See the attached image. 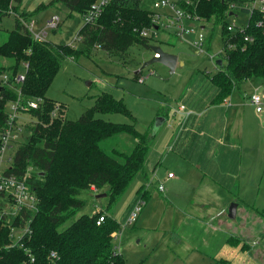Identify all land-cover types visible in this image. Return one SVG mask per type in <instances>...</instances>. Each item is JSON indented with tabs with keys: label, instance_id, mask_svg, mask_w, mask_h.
I'll list each match as a JSON object with an SVG mask.
<instances>
[{
	"label": "trees",
	"instance_id": "1",
	"mask_svg": "<svg viewBox=\"0 0 264 264\" xmlns=\"http://www.w3.org/2000/svg\"><path fill=\"white\" fill-rule=\"evenodd\" d=\"M19 1V0H14ZM95 0H51L61 3L67 16H82ZM235 0H201L197 13L213 23L222 25L228 15L227 2ZM142 0H110L100 16L93 22H85L77 36L83 48L73 43H53L33 39L21 23V15L14 16L13 27L6 39L0 42V76L6 72L13 76L24 70L20 85L24 96H39L44 100L48 85L55 77L64 58L88 55L93 48L123 54L133 44L145 45L148 39L140 31L151 26L148 9L142 8ZM11 0H0V17L10 14ZM39 8L31 14L37 13ZM25 15V13H24ZM242 32L225 39L233 44L225 47L219 68L209 75L216 93L212 102H222L232 89L243 80L258 77L264 81V15L254 11ZM247 36L249 39H245ZM3 60H11L6 65ZM0 132L6 123L7 102L16 97L13 88L0 82ZM94 104L87 107L76 119L51 117L52 102H45L42 109H31L38 119L27 142L17 147L11 171L21 175L31 165L33 174L29 182L38 198V211L30 224V236L21 237V246L7 247L9 227L0 221V264H21L27 259L25 249L33 254L32 264H124V258L116 251L112 233L120 230L119 222L110 209L119 200L138 170L143 168L149 149L152 130L139 131L136 119L122 98H113L108 92L97 94ZM115 113L129 118L130 122H113L97 114ZM126 133L135 139L130 151L112 149L100 145L105 138ZM106 188L105 210L80 214L64 228L62 224L73 218L84 204L81 191ZM140 191V189H138ZM147 198L141 193V198ZM143 199V200H144ZM103 220L98 224V217ZM229 243H238L229 237ZM247 246L242 243L241 248ZM55 258H49V252Z\"/></svg>",
	"mask_w": 264,
	"mask_h": 264
},
{
	"label": "rangeland",
	"instance_id": "2",
	"mask_svg": "<svg viewBox=\"0 0 264 264\" xmlns=\"http://www.w3.org/2000/svg\"><path fill=\"white\" fill-rule=\"evenodd\" d=\"M49 1L51 0H19L17 2L11 0L10 14L0 17V42L6 39L8 31L13 27L16 13L23 17L21 18L23 21L38 15L36 17L38 23H36L42 25L49 18V14L54 11L57 12L54 14L60 17V25H58L60 31L53 36L48 30L47 40L50 38L64 44L68 42L71 37L76 35L81 18L77 15L73 16L74 19L69 18L68 11L61 3H50ZM152 1L142 0L140 6L144 9L148 8ZM42 4L43 7L37 13L31 14ZM239 16L242 20H237V22H246L247 15L245 13L240 12ZM208 25L209 23H207ZM220 30L221 25L214 23L212 38L205 37L203 51L199 53H196L194 47L186 41L174 40L172 41L173 45H170L164 39H159L161 41L158 42L164 51L177 53L178 58L184 62L182 65L177 64L172 72L159 62H152L141 68L142 63L153 56L150 45L157 43L153 40H150L146 46L131 45L126 55H116L114 52L96 47L91 49L86 56L64 58L46 90L45 95H48L46 97L52 102L50 111H56L55 118L64 116L71 120L76 119L87 107L94 104L96 95L104 90L115 99L122 97L130 114L134 115L136 119L137 130L151 131V122L155 119L157 111L162 112L163 109L169 111V114L173 112L181 114V117H176V123L174 122L176 128L178 120L182 118V113H180L181 111L176 112L175 109L177 110L178 103L182 104L180 103L182 96L190 89H199L197 81L199 79L201 82L206 81L207 74L210 75L219 68L217 60L224 61L219 37ZM163 37L169 41V38ZM186 38L191 40L193 35H188ZM73 42L76 47H83L76 38L72 39ZM219 53L222 54L219 55ZM10 62L11 60H3L6 65ZM137 68L142 70L138 76H144L143 81L142 79L138 81V78L134 77ZM150 70H153V73H149ZM21 72H24V69ZM258 79V77H252L253 82ZM258 90L264 95V88ZM238 94L242 95L236 88L234 95ZM49 101L45 99V102ZM246 111L248 117L243 127L247 124L248 128L243 136L246 135L249 139L250 147L254 146L253 149L249 148L248 160L253 164V167H250L251 172H256L259 181L258 189L248 192L250 204L241 207L236 215L239 217L237 220L230 217L227 210L224 212L225 217L223 216V218L227 220L221 223V227H223L222 229L228 227L234 233L233 235L240 239L237 244L244 240L249 241L247 244L251 248L246 252L248 258L249 254L252 256L255 249L257 255L260 249L261 256L264 257V168L261 165L262 154H264V120H262V118L264 119V103L260 114H257L253 107H246ZM97 116L113 122H130L127 116L120 113L97 114ZM27 119L29 118L23 117L22 120L27 123ZM25 126L29 127L28 123ZM172 126L173 122L167 121L163 125V129L161 128L152 137L144 157L145 175L142 174V169L138 170L132 182L124 190L125 192L114 204V207L109 210L120 225L119 233L113 238V244L115 250L123 256L124 264H209L213 253L220 250L219 246H223L225 241L229 242V237L227 240L224 239L225 233L211 232L208 225L194 222L196 216H204L207 211L209 213V210L200 209L199 204L191 206L187 204L188 199L195 201L199 196L194 194L193 189L188 188L187 185L172 184L174 178L182 175L183 168L173 162L169 150L166 148L162 152L163 155L156 156L154 160L156 153L160 150L159 147L169 139ZM231 127L234 132L238 131V127L234 123H231ZM134 143V138L131 135L121 133L103 139L100 145L107 151L112 149L130 151L134 147ZM154 146L156 148L151 149ZM168 172L174 174L175 177L170 179ZM261 174H263L262 178H260ZM139 184L142 185L137 188ZM158 185H162L164 190H157ZM106 188L105 185L97 191L91 189L81 191L79 197L84 200V204L75 216L62 224L59 229L67 226L80 214L105 210L107 196L97 197L96 195L105 193ZM141 193H145L147 198L143 197V207L136 217V222L128 225L123 219L127 205H133L141 198ZM187 213H190L192 217L191 215L187 217ZM214 224L217 225L216 222ZM257 231L261 233L258 234ZM255 233L256 235H254ZM252 235L258 241L253 246L250 243ZM197 248L205 253H199ZM229 262H235L233 255L230 256Z\"/></svg>",
	"mask_w": 264,
	"mask_h": 264
},
{
	"label": "crops",
	"instance_id": "3",
	"mask_svg": "<svg viewBox=\"0 0 264 264\" xmlns=\"http://www.w3.org/2000/svg\"><path fill=\"white\" fill-rule=\"evenodd\" d=\"M54 13L57 12H52L49 14V17ZM37 16L38 15L33 16L32 18L38 23ZM78 17L81 18L80 16ZM71 18L74 19V17ZM81 27L82 21L77 27V33ZM59 29L60 26L55 28V30H51L52 35L55 36V33L60 31ZM77 33L65 44L72 43V39L77 36ZM161 38L170 45H173L172 41L175 40L169 38L168 41L163 36ZM48 40L53 43H60L50 38ZM76 40L78 41L79 39L76 38ZM73 44L76 45L74 42ZM129 48L122 55H126ZM173 54L177 55L175 66L177 64L182 65L184 62L178 58V54ZM141 71L140 68L135 70L134 77H136V79L138 78V81L140 78L142 81L144 80V76H138V73ZM149 73H153V70H150ZM197 83L199 89H190L182 96L180 103L185 105L184 111L191 112L186 115L182 111H179L182 113V118L178 120L176 128L174 122L176 117H181V114H175V112L169 114V111L164 109L162 112H159V110L157 111L155 119L157 117H162L163 121L155 128L156 130L153 136L161 130L167 121H172L173 126L169 139L164 145L159 147L160 150L156 153L154 160L156 156L163 155V150L166 148L169 150L173 162L183 168L180 177L174 178V174L170 177V179L174 178L172 184H177L179 186L187 185L188 188L193 189L195 191L194 194H198L199 196L195 201L188 199L187 204L190 206L199 204V206H201L200 209L209 210V213L207 211L204 216H196L194 222L208 225L211 228V232L219 231L225 233L226 237H224V239L227 240L228 237L236 236L233 235L234 233H232L228 227L222 229L221 223L227 220L223 218L224 212L226 210L228 212V208L231 204L234 205L233 212L230 214L228 212V215L237 220L239 217L236 215L239 213L241 207L250 204L248 192L258 189L257 185L259 181L257 180L256 172H251L250 167H253V164L248 160L249 148L253 149L254 146L250 147L248 145L249 139L246 135L243 136L248 128L247 124H245L244 127L243 125L248 117L246 107L254 108V105L249 101V95L253 92H257L262 97V105L264 103V95L258 90L264 88V81L260 78L255 82L252 81V78L243 80L232 89L231 93L222 102L211 101L216 93V88L213 82H211L209 74H207L206 81L201 82L199 79ZM236 88L242 95H234V90ZM262 105L259 111H256L254 108L257 114L262 113ZM155 119L151 122L150 129H152ZM262 120L264 119L262 118ZM231 123H234L235 126L238 127L237 132L232 130ZM151 140L149 141V146ZM156 146L151 149H155ZM262 156L263 161L261 165H263L264 168V154H262ZM142 174L145 175L143 168ZM262 176L263 174L260 175V178H262ZM141 185L142 184H139L137 188ZM90 189L94 190V188ZM170 191L172 190L170 189ZM127 206L123 219L133 205L129 204ZM184 211H186V209H184ZM189 215L191 214H186L187 217ZM214 222H216L217 225H215ZM257 233L260 234L261 232L257 231ZM254 235H256V233ZM254 235L250 237L251 246L256 245V242H258L255 240ZM236 238L239 239L238 237ZM247 242L249 243V241L244 240L242 243L247 244ZM242 243L232 245L225 241L223 246H219L220 250L213 253L209 264H264V262H262L264 261V257L261 256L262 252L260 249L258 250V255L255 253V249V251L252 252V256L249 254L248 258L246 252H248L251 247L247 244V246L241 248ZM188 247L191 246L188 245ZM198 250L201 254L205 253L203 250ZM231 255L234 256L235 262H229Z\"/></svg>",
	"mask_w": 264,
	"mask_h": 264
},
{
	"label": "built area",
	"instance_id": "4",
	"mask_svg": "<svg viewBox=\"0 0 264 264\" xmlns=\"http://www.w3.org/2000/svg\"><path fill=\"white\" fill-rule=\"evenodd\" d=\"M110 0H95L86 12L81 16V21L93 22L100 16L102 8ZM201 0H153L151 5L146 8L151 15V26L142 28L140 34L149 40L156 41V45L159 43L162 36L167 38L177 39L178 41H186L191 44L196 53L203 51V42L205 37L212 38V32L214 29V23L211 20L203 19L196 11L197 6ZM228 15L224 18V28L219 31V37L222 44V53L224 54L225 47H232L224 37L227 35L236 36L238 32H242L248 23V18L251 13L257 11L264 15V0H235L227 2ZM240 12L247 15L246 22H237L240 19ZM24 27L27 28L30 36L37 40H47L48 30H55L60 23V17L57 14L51 15L43 24L39 27L33 18H26L24 21L21 19ZM207 23L209 25L207 26ZM193 35L191 40H188L186 36ZM75 38L79 39L78 36ZM245 39L251 40L247 36ZM159 41V42H158ZM167 42V41H166ZM161 48V46H160ZM222 53H219L221 55ZM152 54L155 57H159L160 54L152 50ZM213 57V56H211ZM27 63H24V70ZM10 74L4 72L0 76V82L2 85L13 88L16 92V97L7 103L6 110V123L0 132V221L2 224H6L9 227L8 237L10 242L7 247L21 246V237L26 234L30 236V222L34 214L38 211L37 204L38 198L34 193L31 183L29 182V176L33 174V167L29 165L26 171L17 175L11 171L14 165V157L16 150L24 142H27L32 134L33 126L38 119L31 113V109H42L44 106V98L39 96H24L22 94L20 85L25 78V73L18 71L13 76V80L9 83ZM141 80V78L139 79ZM249 101L256 111L261 109L262 97L253 92L249 95ZM185 105L179 104L176 112L182 111L183 113L190 114L191 111H184ZM50 116L56 117V111H50ZM27 119L29 127L26 128V124L22 119ZM168 177L173 176L171 172H168ZM157 190L163 191L162 185L157 186ZM144 200L138 199L129 212L127 213L124 221L128 225H132L136 222V217L143 207ZM103 220V217H98L96 221L98 224ZM119 231L112 233L113 238L117 236ZM27 259L22 261L21 264H32L34 261L33 254L29 253L28 249H25ZM49 258H55L56 253L49 252Z\"/></svg>",
	"mask_w": 264,
	"mask_h": 264
},
{
	"label": "water",
	"instance_id": "5",
	"mask_svg": "<svg viewBox=\"0 0 264 264\" xmlns=\"http://www.w3.org/2000/svg\"><path fill=\"white\" fill-rule=\"evenodd\" d=\"M152 48L153 51H156L160 54L159 57H155L152 56L149 59H147L145 62L142 63L141 68L146 67V65L152 63V62H159L164 64L167 68H169V71L172 72L175 68V64H176V60H177V55L173 54V53H169L167 51H164L162 48H160V46L157 45H151L150 46ZM217 63L220 64V60H217ZM1 87V86H0ZM163 121L162 117H157L152 125V133H154V131L156 130L155 128ZM105 193H98L96 196L100 197V196H105ZM233 206L234 205H230L228 208V212L229 214L233 212Z\"/></svg>",
	"mask_w": 264,
	"mask_h": 264
},
{
	"label": "flooded vegetation",
	"instance_id": "6",
	"mask_svg": "<svg viewBox=\"0 0 264 264\" xmlns=\"http://www.w3.org/2000/svg\"><path fill=\"white\" fill-rule=\"evenodd\" d=\"M83 24V23H82ZM150 40L148 39V42H149ZM158 46V45H157ZM220 63H221V60H220Z\"/></svg>",
	"mask_w": 264,
	"mask_h": 264
}]
</instances>
